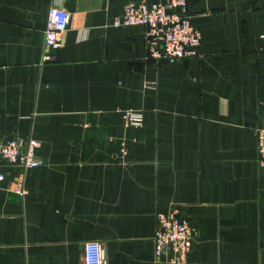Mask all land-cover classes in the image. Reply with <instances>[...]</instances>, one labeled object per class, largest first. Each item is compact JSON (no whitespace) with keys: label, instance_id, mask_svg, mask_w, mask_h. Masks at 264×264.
Here are the masks:
<instances>
[{"label":"crops","instance_id":"0c3cea01","mask_svg":"<svg viewBox=\"0 0 264 264\" xmlns=\"http://www.w3.org/2000/svg\"><path fill=\"white\" fill-rule=\"evenodd\" d=\"M127 1L0 0V140L32 137L41 160L23 195L2 169L0 264H83L87 240L103 264H166L171 205L195 229L185 264H264V0H188L198 54L158 64L145 26L110 24ZM51 6L69 22L44 55Z\"/></svg>","mask_w":264,"mask_h":264},{"label":"built area","instance_id":"2783aa9c","mask_svg":"<svg viewBox=\"0 0 264 264\" xmlns=\"http://www.w3.org/2000/svg\"><path fill=\"white\" fill-rule=\"evenodd\" d=\"M69 13L59 6H51L46 14L43 30V54L60 46L62 33L67 29ZM114 27H146L145 57L155 64L171 62L198 54L200 31L191 22L188 0H154L148 4L145 0H128L122 13L113 17ZM129 125L140 126V111L128 109L122 111ZM256 151L259 162L264 160V125L255 129ZM39 142L10 138L0 140V186L4 180L3 168L17 165L22 168L15 176L13 191L23 195L27 167H36L41 160L36 155ZM195 234L194 227L181 213L178 205H171L165 212L155 214L153 255L158 263L185 264ZM83 264H103L101 244L97 240L83 243Z\"/></svg>","mask_w":264,"mask_h":264}]
</instances>
